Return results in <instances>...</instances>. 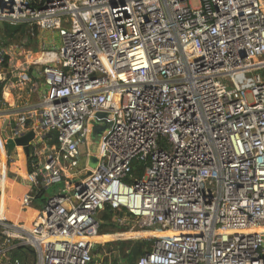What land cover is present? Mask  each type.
<instances>
[{
  "label": "built area",
  "instance_id": "1",
  "mask_svg": "<svg viewBox=\"0 0 264 264\" xmlns=\"http://www.w3.org/2000/svg\"><path fill=\"white\" fill-rule=\"evenodd\" d=\"M0 22L61 39L33 60L46 86L39 126L21 117L11 135L56 144L10 198L24 212L38 187L63 183L30 223L0 201V264H22L16 249L31 264H90L107 207L130 231L171 232L134 264H264V230L249 231L264 227V0H0ZM96 123L90 168L78 146ZM5 143L0 194L15 161ZM60 155L89 173L66 181Z\"/></svg>",
  "mask_w": 264,
  "mask_h": 264
},
{
  "label": "crops",
  "instance_id": "2",
  "mask_svg": "<svg viewBox=\"0 0 264 264\" xmlns=\"http://www.w3.org/2000/svg\"><path fill=\"white\" fill-rule=\"evenodd\" d=\"M49 32L51 33V31H45L44 36L45 35L48 36L47 34ZM37 43L39 44L40 47H43V49L45 48L44 50L52 49L51 45L48 42V38L40 39ZM23 45L24 47L16 48L15 50L17 52H13L12 54L13 56L9 59V62L7 64L2 65V68L0 67V75L2 78L0 83H3L2 92L0 95V136H1L2 125L6 121H7V126L5 128V133L11 136L12 129L14 127L22 126V124L20 123L21 117L26 118L24 122V125L26 128H31V127L36 128L39 126L40 117L38 116V111L42 105V101L46 93V86L40 74V66L38 64H33V60L37 58L38 56L42 55L41 52L43 51L41 52L38 51L37 53L38 55L33 56L34 54L33 50H35L34 49L35 44L32 46V48L28 47L27 49L25 48V44ZM36 50H39V49L36 48ZM16 55H19V56L16 57ZM24 75L26 76V78L22 80L21 78ZM45 141H46L45 138H43L42 140L38 139L35 142V145H37L36 147L37 150L31 147H30L31 150L29 149V153L31 151L32 152L31 155H37L40 162L43 160L45 154L49 152L46 146L50 144L48 143V141L46 142ZM19 150L20 149L18 148V160H21V163L23 162L27 167V164H26L27 156H25L24 152L21 153ZM23 157L25 158V160H23ZM13 159H14V156H13ZM86 162H87V156H86L85 162H83L82 164H79L78 162V168H81L82 170L87 169ZM69 163L70 162L68 161L66 165L63 164L67 172L72 174L70 176L71 179H68L66 181L68 182H70L71 180L74 181L77 178V176H83V173H84L83 171L75 173L76 168H74L73 170L68 169L67 166ZM7 168L9 169V167ZM25 172H26V169H25ZM1 173L4 175L5 178L9 179L6 174V168H4V170L1 169ZM10 178L11 180H14L16 183L21 185V187L24 186L22 185V182H21V176H19L14 170H12V175ZM1 188H2L1 194H0L1 203L5 205V204H8L9 201L14 202L10 198V195H8L7 198H3V192L5 190V187L3 189V186H1ZM25 191L26 190L24 187V190L18 194H21ZM11 194H17V193L13 192ZM33 208L35 207H30L29 209H33ZM120 215H122V213H120ZM114 218L115 217H113L112 219L114 220ZM120 226H121L120 228H123V226L125 225H120ZM127 230H130V226L127 227ZM127 230L126 231H116L117 232L116 234H114V232L113 233L110 232V233H105V234H100V235L101 236L102 235H112V234L121 235L125 232H129ZM103 241H106V240H103ZM263 250H264V245H263Z\"/></svg>",
  "mask_w": 264,
  "mask_h": 264
},
{
  "label": "trees",
  "instance_id": "3",
  "mask_svg": "<svg viewBox=\"0 0 264 264\" xmlns=\"http://www.w3.org/2000/svg\"><path fill=\"white\" fill-rule=\"evenodd\" d=\"M27 25L22 24H16V25H10V24H3L2 27H0V33H1V39L4 41V39H13L16 35H26ZM3 45V43H2ZM3 54H0V60L3 65L6 64V60L4 59ZM264 77V75H263ZM2 86L3 83H0V95L2 92ZM46 141L50 145L56 144V135L54 133H49L45 136ZM31 150V149H30ZM31 151L29 155L27 156V169L26 171L30 172L34 169L33 164L37 162L38 157L36 155H31ZM135 174L139 176L142 173V165L135 164L134 166ZM45 188L40 186L35 191L34 200L31 204V207H36L38 203H41V201H45ZM113 211L107 207L105 210L100 213L99 219L101 220V226L98 230V234H105L110 232H116V231H125L127 229L120 228L117 223L114 222L113 218ZM132 236L142 237L145 235H156L157 231H148V232H131ZM152 237H143V238H137L135 240H114L109 242L97 243L95 244V247L92 251V261L90 264L93 263V259L95 256L94 254H107L103 258V264H106V261L109 259L111 260V264H134L135 261L143 255L145 252L149 251L151 248V244L153 242ZM32 255V254H31ZM12 258H18L21 260L22 264H31L32 258H27V256L23 253L22 250L16 249L12 253Z\"/></svg>",
  "mask_w": 264,
  "mask_h": 264
},
{
  "label": "rangeland",
  "instance_id": "4",
  "mask_svg": "<svg viewBox=\"0 0 264 264\" xmlns=\"http://www.w3.org/2000/svg\"><path fill=\"white\" fill-rule=\"evenodd\" d=\"M192 3L193 4H196V0H192ZM26 33L27 34L26 35H23V36L16 35L13 39H4V41H2L0 43V52L3 51L2 54H3L4 57L6 56V58H4V59L6 60L7 63L9 62V59L13 56L12 55L13 52H17L15 49L16 48L24 47L23 44H25V48L26 49L28 47L32 48V46L35 44L34 45V49L35 50H33V53H34L33 56H37L38 55L37 54L38 51L39 52L44 51L45 48L43 49V47H40L39 44L37 43L40 39H47L48 38V42L51 45V48L52 49H54L56 51H58L60 49L61 39L57 35V33L55 31H53L51 33L49 32L47 34L48 36H46V35L44 36V33H45L44 30H37L33 34H30L28 32V30H26ZM0 35H1V33H0ZM2 43H3V45H2ZM42 46H43V44H42ZM36 48L39 49V50H36ZM18 56L19 55H16V57H18ZM259 61L260 62L264 61V57L261 58V59H258L257 63H259ZM2 65H3V60H2V62L0 61V67L1 68H2ZM254 72L255 73H260L263 76L264 75V66L263 67H260L258 69H255ZM227 85L230 86L229 83ZM104 128L105 127H103V124H101V123H96V124L92 125V127H91V133H90V135L88 137V144L87 145L86 144H80L78 146L79 154H82L83 155V154H86V153H90V156L88 157V159H89L88 160V166L90 168H94L95 167V165L91 161V157L97 155V151H98V141H99V139H100V137H101V135L103 133ZM45 142H44V144H45ZM18 148L20 149L19 151L21 153H23V150L20 147H16L13 150V152H12V154H13L12 156H14V159L15 160L18 159ZM59 159H60V161L64 165H66L67 162H68L65 159H63L61 155H60V158ZM23 160H25L24 157H23ZM85 161H86V156H81L77 160V165L76 164L75 165L78 166V162H79V164H82ZM12 163L10 165H8V167H9L8 170L9 171L13 169ZM71 164L72 163H69L68 164V169L73 170L75 167L72 166ZM24 167H25V169H27V167H26L25 164H24ZM85 171H84V175H86V174L89 173V171H86V172ZM22 185H24V184H22ZM62 185H63V183H60V184L51 185V186H48L47 188H45V195H44L45 201H41V203H38V205L35 208H33V210H35L37 212L39 209H41L43 207L44 203L47 201L48 197L50 195H52L54 192H56L57 191V188L61 187ZM98 215H99L98 216V218H99L101 214H98ZM113 215H114L113 217H115L116 216V212H114ZM114 219H117V217L114 218ZM115 223H117V221ZM100 226H99V228H100ZM128 226H131V225L130 224H127V225L123 226V228L127 229ZM127 231H129V232H125V233H123L121 235H113V234L112 235H104L105 238H106V241L94 242V243L95 244H97V243H102L103 244L104 242H109V241H114V240H130V239L135 240L137 238H143V237H152V238L156 237L154 235H145V234L142 237H137L136 235L135 236H132L131 235L132 234L131 232H140V230L137 229V228H133L132 231H130V230H127ZM116 233L117 232H114V234H116ZM95 244L93 246V249L95 247ZM94 255H95V256H93L94 257V259H93L94 261H93L92 264H103V262H104L103 261V258L107 254H94ZM106 264H111V260L109 259L108 261H106Z\"/></svg>",
  "mask_w": 264,
  "mask_h": 264
},
{
  "label": "bare ground",
  "instance_id": "5",
  "mask_svg": "<svg viewBox=\"0 0 264 264\" xmlns=\"http://www.w3.org/2000/svg\"><path fill=\"white\" fill-rule=\"evenodd\" d=\"M37 58L41 59L42 55L38 56ZM0 153L2 155V158H4V151H3L2 147L0 148ZM12 167H13L12 170H14L19 176H21V177L26 176L24 163L23 162L21 163L20 160L17 159L16 161H14L12 163ZM4 168L5 167L3 165L2 169L4 170ZM67 168H68V166H67ZM2 183H3L2 184L3 189L5 187V190L3 192V198H7V196L13 192L20 193L24 190V187H21L18 183H16L14 180H11V179L2 178ZM9 204H10L9 209L3 208L1 211L3 212V214L5 216H8L12 219H23V220L27 221V223H30L37 214V212L33 209H27L24 212L19 211V207H18L16 202L9 201ZM262 230H264L263 226L249 228V231H251V232L262 231ZM165 234H171V232L170 231H157V236H162ZM88 239L93 241V242H99V241L101 242L103 240H106L104 235H102V236L101 235H95V236L89 237Z\"/></svg>",
  "mask_w": 264,
  "mask_h": 264
},
{
  "label": "water",
  "instance_id": "6",
  "mask_svg": "<svg viewBox=\"0 0 264 264\" xmlns=\"http://www.w3.org/2000/svg\"><path fill=\"white\" fill-rule=\"evenodd\" d=\"M2 26L3 24L0 22V27ZM97 116H103V114L98 113ZM6 126H7V121L2 125L1 137L6 140L5 147H6L7 155H11L13 150L16 147H20L23 150L25 156H28L29 149L31 147V142L35 138V131L32 129L26 132L21 131V130H18V131L15 130V133H13V136H9L5 133ZM103 127H105V125H103ZM91 161L93 164H95L96 157L92 156Z\"/></svg>",
  "mask_w": 264,
  "mask_h": 264
}]
</instances>
